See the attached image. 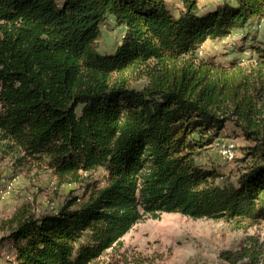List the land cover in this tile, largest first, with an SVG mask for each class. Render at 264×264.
<instances>
[{"label": "trees", "instance_id": "obj_1", "mask_svg": "<svg viewBox=\"0 0 264 264\" xmlns=\"http://www.w3.org/2000/svg\"><path fill=\"white\" fill-rule=\"evenodd\" d=\"M222 1L200 15L197 0H181L176 17L167 0H0V140L59 184L108 174L56 214L18 209L1 239L11 264H92L162 213L264 222V49L233 84L197 62L205 42L264 19V0ZM110 16L125 33L100 54ZM229 123L248 144L236 181L215 184L194 160Z\"/></svg>", "mask_w": 264, "mask_h": 264}, {"label": "rangeland", "instance_id": "obj_2", "mask_svg": "<svg viewBox=\"0 0 264 264\" xmlns=\"http://www.w3.org/2000/svg\"><path fill=\"white\" fill-rule=\"evenodd\" d=\"M63 1L57 0L58 5ZM222 2L197 0L198 13L203 15ZM167 3L177 17L183 8L181 0ZM124 33L125 27L117 26L111 16L106 18L100 26L97 51L113 53ZM257 47L264 49V19L253 20L222 40L205 42L198 50L197 62L215 64L208 66L233 84L253 71ZM146 83L142 79L130 87L140 90ZM247 144L229 123L212 146L198 152L194 162L219 175L215 184L235 182L241 169L242 148ZM230 146L228 158L224 151ZM80 175L76 183L59 184L51 170L25 157L11 141L0 140V264L14 261L11 243L1 239L7 237L8 221L18 209L35 216L56 214L67 202L75 199L76 204L81 203L92 190L107 184L108 174L102 168ZM92 264H264V222L249 225L162 213L157 219L145 218L134 225L120 245Z\"/></svg>", "mask_w": 264, "mask_h": 264}, {"label": "built area", "instance_id": "obj_3", "mask_svg": "<svg viewBox=\"0 0 264 264\" xmlns=\"http://www.w3.org/2000/svg\"><path fill=\"white\" fill-rule=\"evenodd\" d=\"M232 146H230L227 150L224 151V154L228 155V158H231L230 150Z\"/></svg>", "mask_w": 264, "mask_h": 264}]
</instances>
